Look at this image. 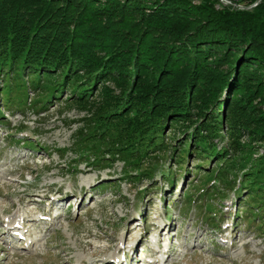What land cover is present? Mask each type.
Here are the masks:
<instances>
[{
	"label": "rangeland",
	"instance_id": "374dc122",
	"mask_svg": "<svg viewBox=\"0 0 264 264\" xmlns=\"http://www.w3.org/2000/svg\"><path fill=\"white\" fill-rule=\"evenodd\" d=\"M66 32L52 31L46 39L18 36L32 45L28 49L36 62L58 67L64 75L60 88L53 78L34 70L22 78L16 72L0 77V233L6 222H16L29 237L21 243L13 236H0V264H102L113 254L116 261L119 254L130 260L128 249H139L143 243L138 261L148 259L156 244L164 250L167 243L172 249L164 261L158 256L150 264H264V192H260L264 174L245 189L239 187L241 172H234L228 184L234 182L235 191L221 190L223 182L213 180L225 157L228 164L238 159L245 163L249 157L264 163V106L255 96H246L251 80L232 82L203 109L209 114L201 130L196 106L208 90L203 72L211 66L205 65L184 92H177L188 113L171 112L158 124L164 126L165 155L155 149H133L127 147L133 137L127 142L120 133L133 132L127 121L139 120L135 109L142 116L151 111L147 105L151 95L140 97L135 88L149 85L145 77L162 87L172 74L163 76L147 65L136 68L132 61L128 65L130 37L90 40L81 35L76 47L90 53H77L70 60L66 46L73 43V30ZM175 63L177 69L187 67L186 61ZM107 65H113L110 72H105ZM16 81L35 89L21 94L14 89ZM127 86L132 88L125 98ZM193 104L197 105L190 109ZM257 105L259 111L251 109ZM197 130L207 139H218L214 152L226 147L227 155L211 160L206 154L192 155L191 149L199 152L204 138L198 141ZM175 143L186 146L180 164L169 157ZM208 181L211 195L202 198ZM25 215L36 219L47 215L50 220L40 227L29 224Z\"/></svg>",
	"mask_w": 264,
	"mask_h": 264
},
{
	"label": "trees",
	"instance_id": "16d2710c",
	"mask_svg": "<svg viewBox=\"0 0 264 264\" xmlns=\"http://www.w3.org/2000/svg\"><path fill=\"white\" fill-rule=\"evenodd\" d=\"M228 1L231 2L230 5H223L219 0H0V77L2 79L3 76L16 72L17 77L22 78L27 71L34 70L53 78L59 88L62 86L64 75L58 73V67L51 66L49 61L36 62L35 55L30 54L32 48L28 49L32 45H29V42L24 43L26 40L18 37L24 33L30 36L36 34L35 38L46 39L52 36V31L66 32L72 28L73 34L70 37L73 43L66 46L71 52L70 60L77 53H90L82 46L76 47L75 41H78L81 35L82 38L90 40L106 36L124 39L130 37L133 45L132 43L128 45V65L133 63L134 67L140 69H144L146 65L152 66L163 76L170 72L173 78L167 81L169 84L161 87V84L159 86L151 81L152 78L145 77L150 86L141 87L140 83L134 92L140 97L151 95L147 101L151 111L147 110L148 112H145L147 115L142 116V112L135 109L139 120L127 121L133 126L130 129L133 132L131 131L128 136L118 130L117 132L123 135L120 137L122 140L128 139L127 142L133 137L127 147L155 149L165 155L167 147L163 145L164 126L158 124L168 118L171 112L183 110L182 115L188 113V107L185 102L182 103L183 99L180 101L181 97L177 92L180 93L181 90L184 92L187 82L192 80L195 74H202V68L207 65L211 67L209 72H203V77L206 79L208 90L200 98L201 103L193 104L190 108L201 106L198 108L196 106L199 119L197 123L198 126L201 125L198 129L202 130L205 127L204 119L209 114L203 112V109H208L223 90H228L232 86V82L233 85H237L244 79L251 80L252 86L246 96H255L258 104L264 106V0L252 8L248 6L255 4L256 0H249L248 3L244 0ZM241 4L243 6H240ZM215 5L219 8H215ZM176 60L186 61L187 67L177 69ZM73 63L74 61L70 65L75 66ZM111 66L113 65H107L105 72H110ZM28 85L16 81L14 89H19L23 94L22 92L27 91L25 89L32 88ZM166 87L168 90H165ZM131 88L127 86L124 89L125 98L131 92ZM34 89L35 86L31 90ZM86 92L79 94L84 95ZM16 96L22 100V96ZM161 96H166V100L160 99ZM113 104L119 106V103ZM152 105L155 107L154 111ZM259 108L257 105L251 109L259 111ZM248 122L251 123V120ZM201 130L194 134L200 142L204 137L201 136ZM193 138L194 136L192 137L194 142L196 139ZM217 140L204 137L202 144H199L200 153H194L190 144L187 148L191 149L190 153L196 158L201 156L199 154H206L205 158L209 160L226 156V147H222L219 153L214 152ZM170 146L173 151L169 157L171 160L175 159L176 164H180L185 158L186 146L178 143ZM225 158L227 160L225 164L224 161L218 160L221 161L215 170H218V177L215 176L213 179L223 182L221 190H236V186H232L234 182L228 184V176L234 172H241V177L237 179L239 187L243 185L245 189L250 188L251 181L255 183L258 180V175L264 174V163L256 162L253 157H249L245 163L238 159L230 161V164L229 158ZM153 159L156 160V157L153 156ZM240 164H244L241 169ZM210 184L211 181L206 183L202 198L210 197L211 191L208 189L211 187ZM260 192L263 193L264 188Z\"/></svg>",
	"mask_w": 264,
	"mask_h": 264
},
{
	"label": "bare ground",
	"instance_id": "6f19581e",
	"mask_svg": "<svg viewBox=\"0 0 264 264\" xmlns=\"http://www.w3.org/2000/svg\"><path fill=\"white\" fill-rule=\"evenodd\" d=\"M50 215V214H49ZM47 216V215H46ZM45 216V218H44V216L43 217H40L39 219H36V218H29V216L28 215H25L24 217L26 218V217H28V219H30V220H28V223H29V221L31 222V223H34L36 226H37V224L36 223H38V225L40 226V225H44V224H46L47 223V221H49L50 219H49V217H46ZM30 224V223H29ZM163 226L165 225L166 226V224H162ZM31 226H33V225H31ZM162 226V227H163ZM41 227V226H40ZM161 227V226H160ZM159 230H161V229H159ZM22 231H24L23 229H22V226L21 225H19V223H16V222H6V226H5V230L4 231H2L1 233H0V236H1V238L3 237L4 238V236H13L14 235V237H15V240H17L18 242L19 241H21V243H22V240H23V234H22ZM161 231H164V227L162 228V230ZM27 232V231H26ZM38 232H40V231H38ZM3 235V236H2ZM6 237V238H7ZM2 238V239H3ZM12 242V241H11ZM10 243V242H9ZM24 243V242H23ZM13 244V243H12ZM25 244V243H24ZM144 244L146 245V243H143L142 245H140V247H139V249H135V247H133V246H131V248L130 249H128V250H130V252H131V258H130V260L132 261V262H130V260H129V258H126V256H122V254H119L118 255V260L116 261V260H114V258L115 257H113V255L112 256H110V257H105L106 259L104 260V262L102 263V264H146V263H143V262H147V263H152V262H154L155 260H150L151 258H156L157 256L156 255H159V253L161 254V258L163 259V257H164V259L166 258V257H168L170 254H171V252H172V249H171V247L166 243V247H165V249L164 250H162L161 252H158V251H156V249H154L153 248V246L149 249V252H148V254H149V258L147 259L146 257H142V258H139V261L138 260H136L135 258H136V255H138V256H140V254L142 253V251L140 252V248H142V247H144ZM153 244H155V243H153ZM27 245V244H26ZM29 245V244H28ZM30 245H32V244H30ZM159 245V244H158ZM21 246H23V245H21ZM30 248V247H29ZM28 248V249H29ZM162 248V247H161ZM161 248H158V249H161ZM27 249V248H26ZM148 251V250H147ZM146 253V252H145ZM110 254V253H109ZM147 254V255H148ZM142 255V254H141ZM143 256H145V255H143ZM93 258V257H92ZM93 260V259H92ZM126 260H128L127 261V263H125L126 262ZM157 264V263H156Z\"/></svg>",
	"mask_w": 264,
	"mask_h": 264
},
{
	"label": "built area",
	"instance_id": "2783aa9c",
	"mask_svg": "<svg viewBox=\"0 0 264 264\" xmlns=\"http://www.w3.org/2000/svg\"><path fill=\"white\" fill-rule=\"evenodd\" d=\"M220 2L223 4V5H230L231 2L227 1V0H220Z\"/></svg>",
	"mask_w": 264,
	"mask_h": 264
}]
</instances>
